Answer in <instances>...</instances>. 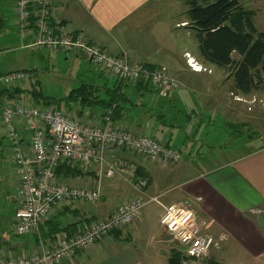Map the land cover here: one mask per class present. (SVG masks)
<instances>
[{
  "label": "crops",
  "instance_id": "crops-1",
  "mask_svg": "<svg viewBox=\"0 0 264 264\" xmlns=\"http://www.w3.org/2000/svg\"><path fill=\"white\" fill-rule=\"evenodd\" d=\"M13 1L10 0L8 4L14 14ZM159 1L52 0L51 19L62 29L82 30L92 41L109 51L125 50L132 62L164 64L172 74L186 75L185 81L183 78L175 77L180 82V86L182 84L194 87L196 79L205 78L203 73L206 70L192 71L187 65L184 53L188 52L197 62L198 49L192 50L191 45L177 48L171 45L175 37L170 34L168 36V25H165L169 10L162 9ZM252 9L255 11L257 29L259 15H262L259 21L264 28V12ZM188 21V18L179 19L175 21L173 27L190 26ZM197 44L193 46L197 48ZM77 57L79 56L76 52L69 54L72 60H77ZM206 67L212 70V67ZM9 88L12 89L14 86ZM2 89L4 88L0 90ZM154 94L162 97L161 94ZM2 95L4 100L11 101L8 100L7 93ZM137 95L139 97L138 92ZM150 95L148 94V97ZM143 96H146L145 91L139 98ZM206 97L211 100L214 95L210 93ZM100 113L101 110H96L92 117ZM231 113L234 114L233 111ZM129 115L117 122L132 131L149 132L155 136L158 128L168 129L166 124L158 125L153 122L150 125L145 115H130L131 117ZM19 127L23 129V126ZM191 133L184 132V135L181 133L179 135L181 154L184 152L189 155V147L193 143ZM255 139L257 138L226 141L223 144V146L227 145L225 148L222 149L220 148L222 145H219L217 151H207L206 156L200 161L180 160L176 163H166L160 158L122 156L125 163L120 166L118 164L119 178L132 174L133 176L125 179L133 178L134 181L138 178L146 179L147 185L144 188L146 195L155 196L158 200L147 202L139 218L127 226L114 230L89 249L78 251L70 262L73 264H182V259L186 255L168 242L169 237L162 229L161 219L165 205L187 199L194 201L196 214L206 219L205 231L215 237L220 234L226 236L220 241L219 246H212L197 264H209L211 259L221 264H264V145H259L258 142L256 144L253 142ZM164 143L171 146L167 140ZM201 146L200 144L196 147L198 154L201 153ZM120 152L111 150L107 160L121 161ZM119 180L124 181L123 178ZM126 181L125 184L121 182L118 185L116 181L108 182L113 185L109 191L110 202L122 198L114 205L138 194L133 185ZM111 209L112 206H109L108 209L91 214L84 220L105 217ZM78 219L68 222L79 221L78 227L81 224V220ZM43 224L40 225L37 235L35 233L28 235L30 239L23 236L25 238L11 241L0 234V251L3 254L6 252L21 254L40 246L39 237L48 244L47 241L54 242L63 234V232L57 234L54 239H45L41 235ZM171 259H174V262H171Z\"/></svg>",
  "mask_w": 264,
  "mask_h": 264
},
{
  "label": "built area",
  "instance_id": "built-area-1",
  "mask_svg": "<svg viewBox=\"0 0 264 264\" xmlns=\"http://www.w3.org/2000/svg\"><path fill=\"white\" fill-rule=\"evenodd\" d=\"M51 6L52 0L13 1L20 37L29 38V43L23 46L45 48L53 55L69 56L76 52L107 77L130 86L142 81L159 94L172 95L180 88V82L166 65L132 62L125 50L109 51L82 30L58 27L52 22ZM184 55L192 71H202L188 52ZM29 77L28 72L16 70L0 78L14 87H22L21 82ZM17 98L0 100V125L9 141L10 160L18 180L13 215V231L17 235H37L39 226L55 210L100 199V191L94 185L71 183L59 177L55 170L61 162L99 167L102 175L112 178L119 168L107 160L111 150L160 158L166 163L180 160L182 147L168 146L152 133L136 132L120 125L113 119L111 107L92 117L54 104L34 105L26 97ZM126 180L138 194L116 203L107 216L85 220L71 234L63 233L52 243L46 244L39 237L40 246L28 252L0 251V264H73L70 260L78 251L89 249L114 230L131 224L141 216L147 202L158 200L146 195V179ZM194 206V201L186 199L163 207L162 229L169 237L168 242L186 255L182 264H197L212 246H219L226 238L225 234L215 237L205 231L206 219L196 214Z\"/></svg>",
  "mask_w": 264,
  "mask_h": 264
},
{
  "label": "rangeland",
  "instance_id": "rangeland-1",
  "mask_svg": "<svg viewBox=\"0 0 264 264\" xmlns=\"http://www.w3.org/2000/svg\"><path fill=\"white\" fill-rule=\"evenodd\" d=\"M189 1L160 0L159 2L162 9L169 10L165 25H168V36L170 34V36L174 35L175 37L174 43L171 45L175 48L190 47L191 45L194 48L192 50L197 51V48L193 46L197 43L196 31L189 26L173 27L175 21L187 18L185 12L189 7ZM212 1L214 0H205L204 2ZM8 3H10V0H0L1 13L4 17V27L0 31V77L11 71H26L30 74V77L21 82L24 88L31 83H35L36 87L45 96L56 100L55 104L57 107L70 109L80 115L78 113L79 108L76 105H73L72 108L66 107L63 97L81 81L95 82L102 85L105 83L111 84V81L100 75L97 69L80 57H77V60H72L64 54L53 55L45 48L23 46L29 43V38L22 39L20 37L17 25L15 26V16ZM243 4L248 9L254 8L264 12V0H246V2L243 0ZM261 19L262 15H259L258 29L260 31L264 29L261 21H259ZM161 26H163V23ZM187 31L189 32L188 34L186 33ZM178 34L180 35L178 36ZM197 62L199 64L200 62L202 63L200 66L203 69L205 66L211 67L203 62L200 57ZM170 74L176 78H183V80L186 77V75L172 74L171 71ZM203 74L205 78L196 79L193 84L194 87L181 84L177 93L170 97H161L154 93H151L150 97H148L149 93H145L147 97L139 98L137 93L132 92V89H130L129 98L138 105L132 110V115H145L150 125L153 122L159 125L161 120L157 115L164 114L166 123L174 124L167 126L168 129L161 128L162 131L158 128L155 136L160 141L165 142L167 140L171 146L181 145L180 142L178 143L180 133L184 135V132L187 134L192 132L193 143L189 147V155L182 152L180 157V160L185 162L200 161L203 156H206L207 151H217L219 145H222L220 148H225L227 145L223 146V144L226 141L257 138L253 142L264 145V101L261 100L264 97V90L248 95L236 92L232 88L231 79L227 77L226 68L212 66V70H207ZM11 86L13 87L14 85L8 84L0 78V89ZM210 93L214 95L211 100L206 97ZM232 111L234 114L231 113ZM81 115L86 116L87 113ZM230 124H235L236 127ZM200 144L202 145L201 153L198 154L196 147ZM225 150L230 151V149ZM119 151H121L119 153L121 159L122 156L145 158L126 150ZM10 154L9 141L5 137L3 127L0 125V234L11 241L25 238L23 236H27L30 239L32 234H29L30 236L16 235L13 231L12 213L15 207L14 200L18 180L10 160ZM116 161L112 160L111 162L117 167L118 164L120 166L125 163L123 159ZM79 169L81 173L76 178H68L67 180L71 183L94 185L100 191V199L97 202L90 203L78 202L75 208L57 209L51 217H55V219L57 216L62 217L63 222L79 218L78 220L83 222L84 218L87 219L91 214L100 213L103 209H108L109 206L114 208V203L122 198L113 199V202H110L109 191L113 185L108 184V182L116 181V185L121 182L125 184V177L133 176L132 174L125 175L122 177L124 181H120L119 179H122L121 177L119 178L120 170L118 173L116 172L114 177L107 178L101 174L99 167L80 166ZM47 243H50V241H47Z\"/></svg>",
  "mask_w": 264,
  "mask_h": 264
},
{
  "label": "trees",
  "instance_id": "trees-1",
  "mask_svg": "<svg viewBox=\"0 0 264 264\" xmlns=\"http://www.w3.org/2000/svg\"><path fill=\"white\" fill-rule=\"evenodd\" d=\"M185 13L189 20V27L196 31L197 49L203 62L211 67L226 68L232 88L242 95L264 90V31L256 28L253 9L246 8L243 0H214L212 2L190 0ZM3 27L4 17L0 7V31ZM147 66L150 65L147 64ZM204 68L208 70L206 66ZM97 72L110 80L111 84L102 85L81 81L63 97L66 107L72 108L76 105L80 115L87 113L89 116H93L96 110L102 112L111 107L113 119L119 121L127 118L129 113L132 115V110L138 106L129 98V89L138 92L139 97L144 91L149 94L157 93L148 83L139 81L136 85L130 86L107 77L100 71ZM3 93H7L8 100L22 96L35 105H56V100L45 96L35 83H31L26 88L24 86L4 88L0 90V100L4 99ZM161 95L170 97L165 94ZM157 116L161 120L160 124L173 125V123H166L164 114ZM230 125L236 127L235 124ZM55 171L59 177L64 179L75 178L81 173L79 166L66 161L57 165ZM78 222H63L59 216L56 219L50 217L44 222L43 227L41 226V235L45 239L53 238L62 232L69 235L76 230ZM173 260L171 259V262H174Z\"/></svg>",
  "mask_w": 264,
  "mask_h": 264
},
{
  "label": "water",
  "instance_id": "water-1",
  "mask_svg": "<svg viewBox=\"0 0 264 264\" xmlns=\"http://www.w3.org/2000/svg\"><path fill=\"white\" fill-rule=\"evenodd\" d=\"M209 264H221V262L215 260V259H211Z\"/></svg>",
  "mask_w": 264,
  "mask_h": 264
}]
</instances>
